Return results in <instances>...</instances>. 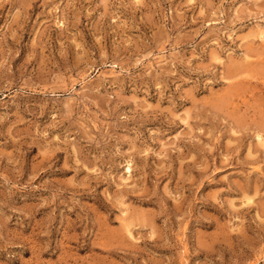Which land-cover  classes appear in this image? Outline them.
Listing matches in <instances>:
<instances>
[{
  "label": "rangeland",
  "instance_id": "obj_1",
  "mask_svg": "<svg viewBox=\"0 0 264 264\" xmlns=\"http://www.w3.org/2000/svg\"><path fill=\"white\" fill-rule=\"evenodd\" d=\"M0 264H264V0H0Z\"/></svg>",
  "mask_w": 264,
  "mask_h": 264
}]
</instances>
